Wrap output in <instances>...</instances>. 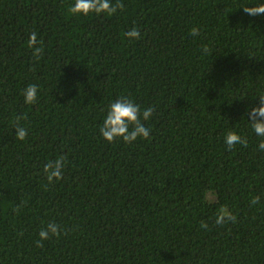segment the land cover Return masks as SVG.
<instances>
[{"label": "trees", "instance_id": "1", "mask_svg": "<svg viewBox=\"0 0 264 264\" xmlns=\"http://www.w3.org/2000/svg\"><path fill=\"white\" fill-rule=\"evenodd\" d=\"M120 2L114 15L75 16L74 0H0V264H264V151L250 124L264 15L242 8L264 0ZM121 96L154 108L148 140L101 136ZM232 130L247 147L228 150ZM59 155L63 179L49 185L43 167ZM221 206L236 223L215 224ZM53 220L66 234L37 247Z\"/></svg>", "mask_w": 264, "mask_h": 264}, {"label": "clouds", "instance_id": "2", "mask_svg": "<svg viewBox=\"0 0 264 264\" xmlns=\"http://www.w3.org/2000/svg\"><path fill=\"white\" fill-rule=\"evenodd\" d=\"M245 14L250 16L264 15V3L256 6H244L242 7ZM124 4L120 0H74V3L69 6L68 12L75 16H88L92 13L96 15L107 14L114 15L118 10H123ZM200 34V29L194 27L191 29L190 35L195 37ZM125 36L129 40H139L140 30L132 28L125 33ZM42 44V41L37 40V34L33 32L28 41V46L33 51L35 59H39L43 54V48L37 46ZM203 53H209L210 49L207 45L202 48ZM38 86L35 84L28 85L22 95L24 101L28 105H33L37 102L38 98ZM154 113V108L147 107L142 110L141 106L132 98L121 96L114 102L110 103L107 109V115L104 118L103 124L100 127V134L104 140L109 143H114L118 140H122L125 144H132L140 138L148 140L150 138V129L145 126L144 121H148ZM27 116H17L13 122V126L16 132V139L24 141L28 135V129L23 126L20 121L26 120ZM251 128L253 133L261 137V141L258 145L259 150L264 151V95L259 97V107L253 108L250 111ZM225 143L229 151H231L237 144L243 147H247L248 140L232 130L226 133ZM67 163V156L59 155L54 159L48 160L43 167V173L47 179L48 184H53L63 179L64 168ZM47 189V186H45ZM260 197L256 196L252 198L251 204L254 206L258 204ZM237 217L234 215L227 206H221L218 209L215 224L217 226H223L227 223H236ZM201 229H208V223L202 221L200 225ZM66 231L62 226L53 221L48 222L39 230V239L36 241L37 247H42L43 241L52 239L53 237L59 238Z\"/></svg>", "mask_w": 264, "mask_h": 264}]
</instances>
